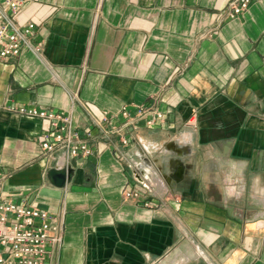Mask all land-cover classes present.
<instances>
[{"label": "crops", "instance_id": "0c3cea01", "mask_svg": "<svg viewBox=\"0 0 264 264\" xmlns=\"http://www.w3.org/2000/svg\"><path fill=\"white\" fill-rule=\"evenodd\" d=\"M230 1L24 5L43 50L0 60V192L64 218L44 264H264V0L236 17ZM141 103L164 118L117 131ZM12 104L92 128L65 186L47 175L66 167L40 145L49 121Z\"/></svg>", "mask_w": 264, "mask_h": 264}, {"label": "built area", "instance_id": "2783aa9c", "mask_svg": "<svg viewBox=\"0 0 264 264\" xmlns=\"http://www.w3.org/2000/svg\"><path fill=\"white\" fill-rule=\"evenodd\" d=\"M33 0H0V60L17 56L23 50L29 49L36 54L43 50L42 42H34L33 37L36 23L32 20L21 22L18 16L24 5ZM254 0H231L227 14L236 17L249 7ZM77 93L71 94L72 104L77 100ZM10 110H17L26 115L38 116L49 121L43 131L41 147L44 154L53 155L62 152V161L66 167L72 157H88L93 155L91 145L92 128L81 129L75 123L72 111H59L36 105H8ZM120 113L125 117L121 126L113 125L116 113L104 112L95 120L99 127L104 122L112 123L120 131L146 118L153 123L155 118H164V113L155 103H141L136 105L132 113L127 104ZM123 143L128 138L121 137ZM61 167V166H57ZM6 171L0 167V179ZM138 187L125 189V197L138 196ZM64 218L54 214L46 208L15 202L4 197L0 192V264H44L49 246L62 244L64 240Z\"/></svg>", "mask_w": 264, "mask_h": 264}, {"label": "water", "instance_id": "95a60500", "mask_svg": "<svg viewBox=\"0 0 264 264\" xmlns=\"http://www.w3.org/2000/svg\"><path fill=\"white\" fill-rule=\"evenodd\" d=\"M73 170L72 165L67 167H52L49 169L47 175L55 186H65L72 179Z\"/></svg>", "mask_w": 264, "mask_h": 264}]
</instances>
